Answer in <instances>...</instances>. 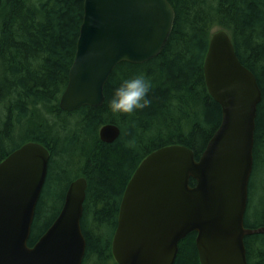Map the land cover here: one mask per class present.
<instances>
[{
    "label": "trees",
    "instance_id": "trees-1",
    "mask_svg": "<svg viewBox=\"0 0 264 264\" xmlns=\"http://www.w3.org/2000/svg\"><path fill=\"white\" fill-rule=\"evenodd\" d=\"M83 1L0 0V161L29 140L50 152L29 245L59 211L44 221L54 208L47 198L62 204L69 182L82 176L87 180L82 264H118L112 235L123 190L140 161L169 144L185 145L198 158L220 123V105L203 73L209 39L219 29L228 33L261 89L252 173L259 167L264 173V0H168L175 17L161 51L141 63L116 64L101 105L66 111L59 98L75 55ZM105 123L120 129L112 142L98 136ZM252 173L244 224L257 228L264 225V184L263 206L253 219ZM195 235L189 232L178 242L173 264H200ZM244 244L247 264H264V233L246 235Z\"/></svg>",
    "mask_w": 264,
    "mask_h": 264
},
{
    "label": "water",
    "instance_id": "water-1",
    "mask_svg": "<svg viewBox=\"0 0 264 264\" xmlns=\"http://www.w3.org/2000/svg\"><path fill=\"white\" fill-rule=\"evenodd\" d=\"M174 17L168 0H84L60 108L101 105L116 64L156 56ZM203 73L220 105V123L198 158L185 145L169 144L140 161L123 190L112 235L118 264H173L178 242L192 231L200 264H247L245 236L264 233V225L244 224L260 86L223 29L209 39ZM119 131L116 124L105 123L98 136L112 142ZM49 157L42 143L29 140L0 161V264L82 263L84 177L69 182L58 213L28 244Z\"/></svg>",
    "mask_w": 264,
    "mask_h": 264
},
{
    "label": "rangeland",
    "instance_id": "rangeland-1",
    "mask_svg": "<svg viewBox=\"0 0 264 264\" xmlns=\"http://www.w3.org/2000/svg\"><path fill=\"white\" fill-rule=\"evenodd\" d=\"M252 180H253V183H254V193H253L252 207H251V211L250 212H251V217L254 219L255 218L254 214L259 209L258 207H262L263 206V204H261V203H262V200H263V198H262V186L264 184V173H263V169L261 167H259L255 171H253ZM46 202H47V205H50V206H52L54 208H53V212L51 214H48L46 216V218L44 219V221L46 219H49L52 216V214H54L57 211L58 207L61 206L60 205L61 204V200L60 199L54 201V200H52L51 198L48 197ZM53 219H54V217H53ZM51 221H50V223H51Z\"/></svg>",
    "mask_w": 264,
    "mask_h": 264
},
{
    "label": "flooded vegetation",
    "instance_id": "flooded-vegetation-1",
    "mask_svg": "<svg viewBox=\"0 0 264 264\" xmlns=\"http://www.w3.org/2000/svg\"><path fill=\"white\" fill-rule=\"evenodd\" d=\"M86 182H87V180H86Z\"/></svg>",
    "mask_w": 264,
    "mask_h": 264
},
{
    "label": "bare ground",
    "instance_id": "bare-ground-1",
    "mask_svg": "<svg viewBox=\"0 0 264 264\" xmlns=\"http://www.w3.org/2000/svg\"><path fill=\"white\" fill-rule=\"evenodd\" d=\"M82 264V263H81Z\"/></svg>",
    "mask_w": 264,
    "mask_h": 264
}]
</instances>
